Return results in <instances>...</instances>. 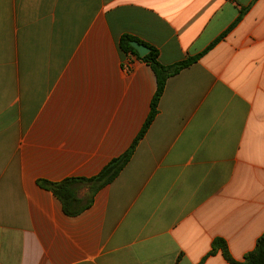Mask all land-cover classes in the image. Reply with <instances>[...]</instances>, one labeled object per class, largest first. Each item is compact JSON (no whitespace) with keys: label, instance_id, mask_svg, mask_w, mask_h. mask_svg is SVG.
<instances>
[{"label":"crops","instance_id":"0c3cea01","mask_svg":"<svg viewBox=\"0 0 264 264\" xmlns=\"http://www.w3.org/2000/svg\"><path fill=\"white\" fill-rule=\"evenodd\" d=\"M123 35L200 59L104 186L157 91ZM263 235L264 0H0V264L242 263Z\"/></svg>","mask_w":264,"mask_h":264},{"label":"trees","instance_id":"16d2710c","mask_svg":"<svg viewBox=\"0 0 264 264\" xmlns=\"http://www.w3.org/2000/svg\"><path fill=\"white\" fill-rule=\"evenodd\" d=\"M131 42H138L140 44H143L148 47L151 52L146 57L141 59L138 53L131 47ZM119 45L121 51L124 54L135 55L136 57L140 58L143 62L151 66L152 70L156 75L157 91L152 100L150 115L131 148L119 158L112 160L96 178L89 180V182H100L104 186L113 182L120 175V173L131 160V157L133 156L139 141L144 138V136L150 129L152 123L158 115L159 103L163 96L168 80L178 75L182 70L190 67L200 59V56H198L194 58H189L172 66H165L160 63L159 52L156 48L149 44H146L145 42L133 36L123 35L120 39ZM74 183L75 180H66L60 184H50L48 182H41V185L42 187L51 190L54 195L58 197L63 203L66 213L71 214L69 212V205L74 200V195L70 189V186ZM219 251L222 252L224 258L230 264H264V235L258 240L254 251L247 254L245 256L244 262L242 263H238L232 258L228 250L227 244L224 240L215 239L212 243V250L202 260L200 264H204L209 257L216 255Z\"/></svg>","mask_w":264,"mask_h":264},{"label":"water","instance_id":"95a60500","mask_svg":"<svg viewBox=\"0 0 264 264\" xmlns=\"http://www.w3.org/2000/svg\"><path fill=\"white\" fill-rule=\"evenodd\" d=\"M130 45L138 53L141 59L146 57L151 52L148 47L138 42H131Z\"/></svg>","mask_w":264,"mask_h":264}]
</instances>
